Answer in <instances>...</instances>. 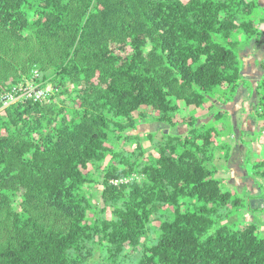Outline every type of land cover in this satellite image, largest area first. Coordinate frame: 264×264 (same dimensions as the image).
Returning a JSON list of instances; mask_svg holds the SVG:
<instances>
[{"label":"trees","instance_id":"trees-1","mask_svg":"<svg viewBox=\"0 0 264 264\" xmlns=\"http://www.w3.org/2000/svg\"><path fill=\"white\" fill-rule=\"evenodd\" d=\"M263 25L264 0H0V90L33 69L61 89L0 113V264H264V155L256 196L213 163ZM142 124L163 126L148 149Z\"/></svg>","mask_w":264,"mask_h":264},{"label":"rangeland","instance_id":"rangeland-1","mask_svg":"<svg viewBox=\"0 0 264 264\" xmlns=\"http://www.w3.org/2000/svg\"><path fill=\"white\" fill-rule=\"evenodd\" d=\"M53 77V74L50 71H40L38 69H33L32 72L29 75H24L22 79L18 83H11L8 84L7 88L4 90H0V113L2 112L5 107L3 106V96L6 94H11L14 97V93L16 96V100H19L23 97L32 98L33 100H38L41 103H49L53 102L54 100H57V95L60 92L59 87H55L53 82L50 80V78ZM70 89H74V85L69 86ZM39 96V97H36ZM14 101V102H15ZM13 102V103H14ZM219 105V103H218ZM231 103H228L226 106L229 108ZM9 106V105H8ZM236 106V105H235ZM234 106V107H235ZM7 107V106H6ZM228 111V110H227ZM236 111V118L235 121L241 124L240 128L234 124L235 133H230L225 136L226 142L229 143V145H237L235 148L228 151L229 155L227 157H224L225 153L224 151L218 152L216 159H214L213 163L216 165L218 169V175L225 178L227 174L230 176L226 179L225 185L228 183L234 184L237 180L233 176L235 171L239 170V168L233 166L235 163L239 164L240 162L243 163V165L250 166V163L246 162L245 159H250V161L254 162L257 158H260L262 155H264V133L261 132V136L257 137V132H260V128H262V123L260 122L259 126H255V122H249V117H246V111L244 113L245 119L241 116L240 112L237 110V108H229L228 115L232 112ZM248 114V112H247ZM230 116V115H229ZM248 116V115H247ZM5 115L2 113L0 120L4 119ZM232 119V118H231ZM237 123V124H238ZM162 127L154 125L151 126V124H142L139 126V129L137 131L139 135V140L143 148H150L151 146V139H149L148 135L152 133L153 137L155 139H161L162 137ZM258 129L255 131V129ZM241 130L244 132L242 136L246 139V144L248 147H240V143L236 142L235 140H238L239 136L241 135ZM4 130H0V133H4ZM135 146V142H132L130 144V148ZM248 149V150H247ZM262 151V154L260 151ZM149 153V152H148ZM147 153V154H148ZM259 155V156H258ZM225 163L226 165H232L231 169L229 168H223L222 163ZM251 162V163H252ZM108 163V159H106L104 162H102L99 166L96 167H90V173L93 175V181L92 183H87L85 185V190L91 195V200L93 204L98 207L99 206V194L101 190L103 189L102 184V176H103V167ZM248 163V164H247ZM244 169V168H243ZM242 176V175H241ZM257 184V183H256ZM258 185V184H257ZM227 188V186H226ZM228 189V188H227ZM250 193L253 196H256L260 194L259 187L257 188H250ZM12 199V204L14 208L17 211L19 210L18 202H19V195L17 193H11L10 195ZM250 204L252 207H260V199L259 198H252L250 201ZM105 215L107 217H111L110 210L108 208H105L104 211ZM251 217L248 214L243 215L244 222L250 220ZM99 254L97 251L96 257Z\"/></svg>","mask_w":264,"mask_h":264},{"label":"crops","instance_id":"crops-1","mask_svg":"<svg viewBox=\"0 0 264 264\" xmlns=\"http://www.w3.org/2000/svg\"><path fill=\"white\" fill-rule=\"evenodd\" d=\"M263 30H264V25H263ZM263 57H264V34H263V37L260 39L259 42L251 43L250 46L245 51V57H244L245 62H244V66H243V75H244V79L251 83V88L249 89V88L240 87L239 93L234 97L233 100L228 102V103H231L229 108L235 109V107H236L237 110L240 112L241 116L243 117V119H245V117L243 116L244 113L248 110L247 111L248 114H247V112L245 114H246V117L250 118L249 122H255V119L252 116V111H253V108L255 105L254 103H255V98H256L257 82L259 81V79L261 77L260 62L262 61ZM227 104H225V108L229 111V108L226 106ZM229 115L232 118L231 123L233 125V129H232L231 133L233 134V133H235L234 124L236 123V125L239 128H240L241 124L238 123L237 121H235L236 111L230 113ZM254 125L256 126L257 124H254ZM257 130L258 129L256 128L255 131H257ZM243 133L244 132L241 130V135L239 136L238 140H235V141L240 143V147H248L246 142H245L246 139L244 138V136H242ZM257 137H258V135H257ZM225 141H227V140L225 139ZM236 145H237V143H235L234 147H233V145H231V149L232 148L234 149ZM262 151L263 150H261L260 151L261 153H259V154H262ZM245 160H246V162L250 163V165H251L252 161H250V159L249 160L245 159ZM231 166L232 165H230V166L226 165L224 162L222 163L223 168L226 167V168H229V170H230ZM233 166L239 168V170L235 171V173L233 175L237 181L234 182V184L233 183L230 184L227 182V184H226L227 188L243 187L244 185H247L249 189L250 188H257V186H258L257 181H255V179L248 178L249 174L251 172V166L248 165V167H247V165H243L242 162H240L239 164L235 163ZM228 177H230V176L227 174V176H225V180Z\"/></svg>","mask_w":264,"mask_h":264},{"label":"built area","instance_id":"built-area-1","mask_svg":"<svg viewBox=\"0 0 264 264\" xmlns=\"http://www.w3.org/2000/svg\"><path fill=\"white\" fill-rule=\"evenodd\" d=\"M14 97L15 98H13V96L11 94H6L5 96H3V99H4L3 106L6 107V106L12 104L16 100L15 93H14ZM36 97H39V96L36 95Z\"/></svg>","mask_w":264,"mask_h":264}]
</instances>
